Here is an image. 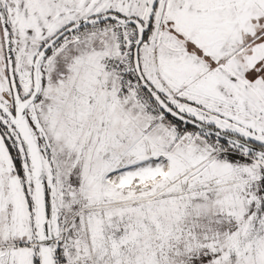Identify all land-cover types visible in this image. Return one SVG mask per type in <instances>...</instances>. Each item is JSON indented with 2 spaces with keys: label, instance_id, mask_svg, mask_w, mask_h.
Listing matches in <instances>:
<instances>
[{
  "label": "snow or ice",
  "instance_id": "snow-or-ice-1",
  "mask_svg": "<svg viewBox=\"0 0 264 264\" xmlns=\"http://www.w3.org/2000/svg\"><path fill=\"white\" fill-rule=\"evenodd\" d=\"M0 264H264V0H0Z\"/></svg>",
  "mask_w": 264,
  "mask_h": 264
}]
</instances>
